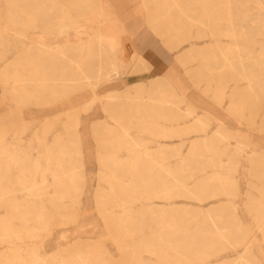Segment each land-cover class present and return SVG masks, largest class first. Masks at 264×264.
I'll list each match as a JSON object with an SVG mask.
<instances>
[{
    "label": "rangeland",
    "instance_id": "rangeland-1",
    "mask_svg": "<svg viewBox=\"0 0 264 264\" xmlns=\"http://www.w3.org/2000/svg\"><path fill=\"white\" fill-rule=\"evenodd\" d=\"M204 1L0 0V156L27 167L0 166V216L11 200L33 207L8 213L0 264H30L31 250L39 264H85L93 254L128 264L127 206L136 224L152 206L158 241L160 208L176 223L161 225L162 259L144 252L148 264H264V211H253L264 205V0H210V31L179 13L190 6L202 17ZM220 1L231 22L213 6ZM231 44L239 49L228 54ZM144 166L165 175L170 194L123 202L121 189L138 190ZM22 171L35 191L18 186ZM71 175L78 189L61 196ZM193 236L196 248L213 242L208 255L187 249Z\"/></svg>",
    "mask_w": 264,
    "mask_h": 264
},
{
    "label": "bare ground",
    "instance_id": "bare-ground-1",
    "mask_svg": "<svg viewBox=\"0 0 264 264\" xmlns=\"http://www.w3.org/2000/svg\"><path fill=\"white\" fill-rule=\"evenodd\" d=\"M212 2L210 1V0H206V2L204 1V4H203V7H202V9L204 10L203 12H204V14H203V16L202 17H204V18H202L201 16H199V15H195L194 13H192V8L190 7V6H186V7H183V8H180L179 9V13L181 14V16H186L188 19H189V21H190V23H197V24H200V25H205V26H207V29H208V31H210V25L207 23V21H210V14H209V11H208V5H210ZM261 3V2H260ZM262 4V3H261ZM214 7H216L217 9H225L226 11H225V13L223 14V19L224 20H226V21H230L231 22V11H230V6H229V1H227L226 3L225 2H222V1H220V2H218V3H215L214 5H213ZM68 18H69V16H67ZM64 18V17H63ZM55 27L57 28V30L59 31V32H62V29L65 27L64 26V24L63 23H61V22H57V23H55ZM228 34H230L231 36L232 35H235L236 34V32H235V30H234V28H230V30L227 32ZM244 34V33H243ZM246 35V34H245ZM101 44V43H100ZM234 48H235V50H238L239 49V46L238 45H234V44H231L230 46H228L227 48H226V52L228 53V54H231L232 53V51L234 50ZM224 50V49H223ZM91 54H92V52H91ZM224 56V55H223ZM222 57V56H221ZM71 61V60H70ZM240 62V61H239ZM110 63V62H109ZM112 63V62H111ZM228 63H229V61H228ZM74 64L76 65V67L80 70V73L82 74V76H83V78L84 79H90V78H88V76H86V74L85 73H82V66H81V64L79 63V62H74ZM230 65H231V67H232V65L234 66V64H231V63H229ZM101 66V65H100ZM230 67V66H229ZM75 68V67H74ZM73 68V69H74ZM112 69V68H111ZM110 69V70H111ZM75 70V69H74ZM107 71V70H106ZM107 74H108V71L106 72ZM109 73H111V72H109ZM241 73L244 75V78H245V80H246V82L248 83L247 85H248V88H249V90L252 92V95L254 96V97H257L258 96V93H257V90H256V88H255V86L253 85V83H252V79H253V77L252 76H250L249 74H247L246 73V71H241ZM93 74V73H92ZM106 76H104V78H105ZM98 78V77H97ZM92 79V78H91ZM108 79V78H107ZM31 81H34V82H38L39 84H45V83H48V82H54V81H58V79H55V78H47V77H37V78H33V79H30ZM96 80V79H95ZM24 81V80H23ZM27 83H28V81H26ZM30 82V81H29ZM79 82V81H78ZM97 83V82H96ZM65 84V83H64ZM90 85V84H89ZM152 87V86H151ZM109 94V93H108ZM115 96V95H114ZM118 96V95H117ZM107 97H110V95L109 96H107ZM135 97H137V96H135ZM134 97V98H135ZM111 98V97H110ZM127 98V97H126ZM140 98V97H139ZM117 99V98H116ZM113 100V99H112ZM118 100V99H117ZM151 100V99H150ZM153 100V99H152ZM167 102V101H166ZM106 112V111H105ZM189 113V112H188ZM192 113V112H191ZM111 118L112 119H114V121L118 118L115 114H111ZM199 121H200V119H199ZM202 123H203V121H202ZM191 129V128H190ZM168 131V130H167ZM190 132V131H189ZM201 132V131H200ZM204 132V131H203ZM125 133H126V129H125ZM163 134V133H162ZM180 136V135H179ZM130 137V136H129ZM132 140V139H131ZM133 142V141H132ZM134 143V142H133ZM135 144V143H134ZM206 144V143H205ZM208 147V146H207ZM174 152H175V150H174ZM146 154V153H145ZM136 155V157H135V163H136V161L138 162V163H136L137 165L139 164V162L141 161L140 160V158L138 157V154L136 153L135 154ZM147 157H148V155H147ZM110 159H107L106 161H104L105 163H108L109 161L111 162V163H116V164H118V163H120L117 159H114V158H111V157H109ZM181 158V157H180ZM8 159H10V160H16L17 159V162H18V160H19V158H16V157H8ZM7 158H2L1 156H0V166H3V167H5V168H7L8 167V164L9 163H7L8 160ZM182 160V159H181ZM19 162H20V160H19ZM65 162H70L69 160L68 161H65ZM155 162V161H154ZM21 164H22V162H20ZM213 163V162H212ZM36 166L37 165H34L32 168L33 169H35L36 168ZM139 167H140V165H138ZM215 166V165H214ZM27 167H24L23 166V164H22V167H21V169L23 170V169H26ZM142 168V170H145V169H147V167H141ZM150 168H152V167H150ZM182 168V167H181ZM181 168H179V169H181ZM148 170H149V168H148ZM74 172V171H73ZM176 173V170H169L168 171V174L169 175H173V174H175ZM148 174H149V172H148ZM257 174V173H256ZM7 177V175L5 174V173H3L2 171H0V196H5L8 192H7V190H8V186L6 185V184H3V182H4V178H6ZM3 180V181H2ZM17 180H18V186H21V187H24V188H26L29 192H33V191H35L36 190V185H35V183H34V180H33V178L32 177H29V178H25V172L24 171H22V173L18 176V178H17ZM46 181V180H45ZM149 181V175L147 176L145 173H142V175L140 176V178H139V186H138V190L137 189H135L134 191H129L128 189L127 190H125V189H121V198H125V199H123L122 201L123 202H125V203H127V198H135L137 195H139V194H142V193H146V189H145V187H146V184H147V182ZM62 185V190L61 191H58V194H60L61 196H69V195H72L73 194V192L74 191H76L77 189H78V185H77V183H76V179L74 178V175H71L70 176V178H69V182H60ZM180 185H183V182H181L180 183ZM126 187H128V185L126 186ZM258 188V187H257ZM166 191H168V193L170 194V192H171V187L169 186L168 188L165 186V184H164V186H163V190H162V193H165L166 194ZM187 191V190H186ZM110 192H112V193H114V190H113V186H112V189L110 190ZM189 192V191H188ZM153 195H154V191H153V193H152ZM104 195V194H103ZM103 195H99L101 198H102V196ZM9 206H10V209H11V211H13V212H17V211H19L20 212V210H19V208H20V206L18 205V203L16 202V201H14V200H11L10 202H9ZM147 211H149L150 213H152L153 212V208H152V206H150V207H148L147 209H146ZM253 211H256V213L257 214H260L262 211H264V205H261V204H259V205H254V207H253ZM128 212H129V208H128V206L126 207V209H125V211H124V214L123 215H121L122 216V218L121 219H124V220H126L127 219V214H128ZM123 220V221H124ZM127 221V220H126ZM167 214H166V212L165 211H162V215H160V222H166L167 223ZM168 223H169V227H175L176 226V223L173 221V220H169L168 221ZM19 234V233H18ZM196 240H197V238L195 237V236H193V237H191L190 238V240H188V242H185V244H188L189 246V248L187 247V249H191V252H192V249H193V256H195V258H203V257H205L206 255H208L207 254V251L208 250H210L211 248H212V241H208V242H201V244L203 245V246H201L200 248H196V247H194L193 245H194V243L196 242ZM179 243L180 242H178V241H176L175 242V245L173 246L174 247V249L175 250H177L178 251V249H179ZM203 247V248H202ZM185 248V247H184ZM246 249H247V247H246ZM248 250V249H247ZM186 255H188L187 253H185V254H183V256H185L186 257ZM80 258V257H79ZM239 259V258H238ZM244 260V259H243ZM82 261V260H81ZM245 262H247V261H245ZM237 264V263H236ZM247 264H252V263H247Z\"/></svg>",
    "mask_w": 264,
    "mask_h": 264
},
{
    "label": "crops",
    "instance_id": "crops-1",
    "mask_svg": "<svg viewBox=\"0 0 264 264\" xmlns=\"http://www.w3.org/2000/svg\"><path fill=\"white\" fill-rule=\"evenodd\" d=\"M157 128H154V131ZM162 128L160 127L156 135H162ZM153 131V129H152ZM155 131V132H156ZM155 135V134H154ZM160 151V159L162 157V151ZM152 168L149 167V170L151 171ZM148 168L145 169V174L148 176L149 175V181L146 184V195L145 197L147 198H162L163 196H165V193H162L163 190V186L165 184L166 186V182L165 179H163V177H165V175H163L162 173H159L158 176L155 174L153 176V174H148ZM158 177V180H157ZM153 179H155V182L153 181ZM153 181V183H152ZM154 191V195L152 194ZM164 194V195H163ZM7 195V194H6ZM5 196H0V198L6 197ZM132 201V198H127V202L130 204ZM8 202V199L6 200V203ZM18 203V205L20 206L19 211L17 212H13L10 209V212L8 213H12L15 214L16 217H20L23 216V214L27 213V214H31L33 207L29 206L28 204L24 207L22 206V203L16 201ZM130 207V206H129ZM25 209V210H24ZM162 210L160 208L159 210V214H158V222L160 224V233H159V241L158 238L153 237V234H155L156 230L155 227H153L151 225V218L152 216L150 215L149 211H145L143 216H140L139 219L140 222L136 224V222L133 220L135 219V212L132 211V209L129 208V212L127 214V226H124L123 228L128 229L129 231H126L124 234L127 237H131L133 239L131 246H128V252H127V263L128 264H148L146 263V261L144 260L145 258L143 257L144 252H155V251H159L161 253H159V259H162V250H163V244L165 245V243H162V240H164L163 234H166V230L164 231V233L161 232V225L162 224H166V222H160V215H162ZM154 212V211H153ZM152 212V213H153ZM166 212V211H165ZM8 213H6L4 216L1 215L0 216V237H4L8 234L11 224L9 222V218H11V216L8 215ZM167 214V212H166ZM122 217V216H121ZM120 217V218H121ZM23 226V225H22ZM5 239V238H4ZM31 253L29 254L30 257V264H39V258H40V254L39 252H35L33 250L30 251ZM16 258H19V253L13 255ZM23 257V256H22ZM28 257V255H25V258ZM47 257V256H46ZM9 259L8 257L6 258V260ZM25 260V259H24ZM27 262H29L28 260H25ZM3 264V263H2ZM18 264H23V263H18ZM63 264H70L67 261H63ZM85 264H107L105 263V261L103 260V258L99 255V254H93V256H88L87 261L85 262Z\"/></svg>",
    "mask_w": 264,
    "mask_h": 264
}]
</instances>
